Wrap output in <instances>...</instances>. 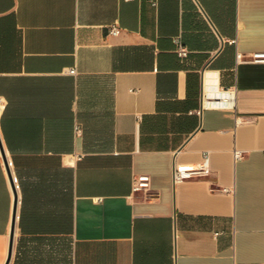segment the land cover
<instances>
[{
	"label": "crops",
	"instance_id": "1",
	"mask_svg": "<svg viewBox=\"0 0 264 264\" xmlns=\"http://www.w3.org/2000/svg\"><path fill=\"white\" fill-rule=\"evenodd\" d=\"M151 1L0 0L9 264H264V0Z\"/></svg>",
	"mask_w": 264,
	"mask_h": 264
},
{
	"label": "built area",
	"instance_id": "2",
	"mask_svg": "<svg viewBox=\"0 0 264 264\" xmlns=\"http://www.w3.org/2000/svg\"><path fill=\"white\" fill-rule=\"evenodd\" d=\"M153 5L156 4L155 0L151 1ZM109 33L118 35L121 33V28L117 25H111L109 27ZM177 48L176 51L180 57H185L188 54L187 48L183 45L179 38L175 39ZM229 42H231L229 40ZM240 58V55H238ZM250 61L257 63H264V51H253L250 53ZM69 72L74 73L75 69L71 68ZM234 91L230 88L217 87L212 93H207L204 97V103L208 106L215 107H232L234 105ZM214 102L207 104L208 102ZM80 131V129H77ZM236 157L242 156V151H236ZM205 160L207 159V153L204 154ZM210 169L204 161L201 165L181 164L175 165L173 168V180L174 182H181L192 178L208 177ZM150 178L147 174H142L133 180V191H139L149 186Z\"/></svg>",
	"mask_w": 264,
	"mask_h": 264
},
{
	"label": "water",
	"instance_id": "3",
	"mask_svg": "<svg viewBox=\"0 0 264 264\" xmlns=\"http://www.w3.org/2000/svg\"><path fill=\"white\" fill-rule=\"evenodd\" d=\"M0 152L3 157L4 163H5V166H6V169H7V172H8L12 187H13V191H14V205H13L12 224H11V232H10V239H9V250H8V256L5 262V264H9L11 253H12L13 240H14L15 216H16V209H17V192H16V188H15L14 181L12 178V174L10 171V167L8 164V160L5 154L3 143L1 141V137H0Z\"/></svg>",
	"mask_w": 264,
	"mask_h": 264
},
{
	"label": "bare ground",
	"instance_id": "4",
	"mask_svg": "<svg viewBox=\"0 0 264 264\" xmlns=\"http://www.w3.org/2000/svg\"><path fill=\"white\" fill-rule=\"evenodd\" d=\"M214 79H215V78H214ZM214 79H213V80H214ZM212 83H213V82H212ZM212 103H214V102L211 101V102H208L207 104H212Z\"/></svg>",
	"mask_w": 264,
	"mask_h": 264
}]
</instances>
